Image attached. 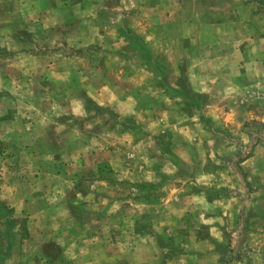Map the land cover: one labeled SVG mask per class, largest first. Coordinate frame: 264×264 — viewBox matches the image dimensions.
<instances>
[{
  "label": "rangeland",
  "instance_id": "374dc122",
  "mask_svg": "<svg viewBox=\"0 0 264 264\" xmlns=\"http://www.w3.org/2000/svg\"><path fill=\"white\" fill-rule=\"evenodd\" d=\"M0 264H264V0H0Z\"/></svg>",
  "mask_w": 264,
  "mask_h": 264
}]
</instances>
